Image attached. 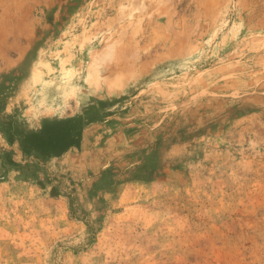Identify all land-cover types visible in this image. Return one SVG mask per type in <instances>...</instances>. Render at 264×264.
<instances>
[{"label": "rangeland", "instance_id": "374dc122", "mask_svg": "<svg viewBox=\"0 0 264 264\" xmlns=\"http://www.w3.org/2000/svg\"><path fill=\"white\" fill-rule=\"evenodd\" d=\"M0 264H264V0H0Z\"/></svg>", "mask_w": 264, "mask_h": 264}, {"label": "bare ground", "instance_id": "6f19581e", "mask_svg": "<svg viewBox=\"0 0 264 264\" xmlns=\"http://www.w3.org/2000/svg\"><path fill=\"white\" fill-rule=\"evenodd\" d=\"M76 71H77V69H76ZM82 78L84 79V77H82ZM82 78H81V79H82ZM81 79H80V80H81ZM83 79H82V80H83ZM82 82H83V81H82Z\"/></svg>", "mask_w": 264, "mask_h": 264}]
</instances>
